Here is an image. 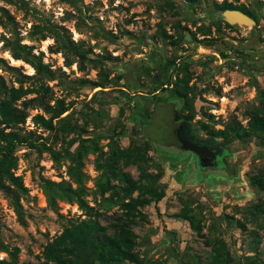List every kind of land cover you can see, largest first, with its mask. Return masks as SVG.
Wrapping results in <instances>:
<instances>
[{
  "label": "rangeland",
  "instance_id": "374dc122",
  "mask_svg": "<svg viewBox=\"0 0 264 264\" xmlns=\"http://www.w3.org/2000/svg\"><path fill=\"white\" fill-rule=\"evenodd\" d=\"M24 1L26 11L0 0V8L12 16L10 22L0 17V57L34 75L30 66L1 49L2 37L28 45L41 56L55 72L53 80L45 81L52 94L47 104L53 107L56 100L63 101L68 110L60 118L66 117L62 124L72 130L59 133L55 140L32 121L36 114L49 118L40 108L30 109L23 124L6 130L31 134L49 150L38 154L25 146L17 148L13 172L26 188L20 198L25 224L18 222L10 200L0 191V260L41 264L45 247L70 223L87 218L74 199L64 196L67 187L79 189L81 198L100 214L98 223L108 227L121 214L112 188L121 184L100 165L113 148L125 150L145 142L147 173L161 174L158 183L164 191L160 202L140 208L146 218H137L131 226L135 250L145 264H216L215 240L222 250L218 264H264V190L250 183L259 171L264 178V142L249 137L225 144L209 135L211 129L224 130L231 121L246 127L248 112L261 107L264 0ZM223 2L243 6L254 16L249 17L255 25L225 23L216 7ZM43 24L64 28L74 45L87 53L82 70L74 54H68L72 64L67 66L62 52L50 50L52 38L33 35V26ZM105 71L111 84L93 88L91 84ZM0 74L13 84L9 74ZM117 75H122L120 81ZM176 87L194 101L188 120L194 130L185 125L179 135L192 141L197 134L207 139L200 141L202 145L226 149V169L198 173L192 154L176 153L147 137L159 105L174 102L178 115H187L183 99L174 93ZM57 120L53 123L59 126ZM91 141L95 150L86 149ZM78 165L80 183L70 174ZM117 167L139 180L135 165L125 167L120 160ZM186 207L201 212L200 235L178 217Z\"/></svg>",
  "mask_w": 264,
  "mask_h": 264
},
{
  "label": "trees",
  "instance_id": "16d2710c",
  "mask_svg": "<svg viewBox=\"0 0 264 264\" xmlns=\"http://www.w3.org/2000/svg\"><path fill=\"white\" fill-rule=\"evenodd\" d=\"M9 2H13L21 10H27V3L24 0H9ZM216 7L220 11L239 10L254 19V16L246 11L243 6L238 7L223 2ZM0 17H4L8 22L12 21V16L5 8H0ZM66 33L62 27L52 28L47 24L33 26V35L40 36L42 40L48 37L54 40V45L50 47V50L56 53L62 52L67 66L72 64L68 54H74L79 58L78 66L82 70L84 68L82 61L86 59L87 53L81 49L79 44L74 45ZM1 42V49L7 51L13 60L25 63L34 71V75H26L21 72L20 68L10 65L8 61L0 57V71L9 74L12 83L17 84L16 87L13 84L8 85L0 74V191L10 200L18 222L24 225V212L20 205V198L26 193V188L23 186L21 178L13 172L17 167L15 153L19 146L33 149L38 154H41L43 150H49V147L46 143L38 142L32 138L31 134L20 135L14 130L8 132L6 130L23 124L28 116V111L38 108L49 114V118L46 119L43 115L36 114L32 117L33 123L51 132L55 140L59 133L70 132L72 129L68 125L62 124L66 121V117L60 118L68 110L63 101L56 100L53 107L47 104L52 94L45 81L53 80L55 72L49 65L43 63L40 55L33 53L32 47L6 37H2ZM106 72L101 73V79L91 84L93 88H106L111 84L107 79ZM116 79L120 81L122 75H117ZM174 93L183 99L182 109L187 112L183 119L188 121L194 114V101L185 90L176 87ZM259 93L261 107L253 108L248 112L246 127L231 121L224 130L215 131L211 129L209 135L214 138H222L225 144L231 140L249 137H254L261 143L264 142V95L262 91ZM29 94L35 96L27 99ZM20 100L21 103L18 104ZM54 119H58L57 122L61 123L62 126L60 127L61 124L56 126L53 123ZM102 127V123L96 126L97 129ZM203 127L205 128L204 125ZM147 137L149 140H153V135H147ZM209 139L214 140L213 138ZM91 142L90 145L86 146V149L93 148L92 150H95V143L94 141ZM147 148L148 144L145 142L140 143V145L132 144L125 150H119L115 147L112 155L100 165L106 175L111 176L121 184V187H112L115 190V203L119 205L121 214L108 227L98 223L97 218L100 214L95 212L94 207L89 206L81 198L82 192L79 189L72 190L69 187L63 189L64 196L69 200L74 199L87 218L70 223L61 234L56 236L45 247L44 261L41 264H145L143 258L135 250L136 235L131 226L135 225L137 218H146L140 208L152 202L157 204L164 198V191L158 183L161 174L152 177L147 173L148 160L145 155V152L148 151ZM120 160L125 167L136 166L139 171L138 181H133L127 173L117 167ZM159 169L162 170L161 167ZM78 170L79 165L70 174L77 183H80L81 174ZM250 183L264 190L262 172L259 171V174L250 177ZM105 190L103 189L101 192ZM134 192H137L136 197H132ZM178 217L187 221L192 231L198 235L201 234L203 216L200 211L194 212L186 207ZM241 227L244 226L241 225ZM213 243V260L218 264L219 258H222V250L219 249L221 244L218 240ZM16 251L14 249L11 252L12 258H15ZM0 264H4L2 260H0Z\"/></svg>",
  "mask_w": 264,
  "mask_h": 264
},
{
  "label": "flooded vegetation",
  "instance_id": "af4514ba",
  "mask_svg": "<svg viewBox=\"0 0 264 264\" xmlns=\"http://www.w3.org/2000/svg\"><path fill=\"white\" fill-rule=\"evenodd\" d=\"M158 112L155 115V121L146 129V134L153 135V140L157 142V144L163 148L169 149L176 153H190L192 154L193 159V169L199 171L198 173H207L214 172L217 170L226 169V164L224 162L225 157L228 155L226 149L221 147L219 144L216 146H204L201 144L202 138H200L197 134L194 135V139L190 141L189 139H183L180 134V128L185 125H189L188 121H185L181 116L177 113V104L174 102H167L165 104L159 105ZM191 128V127H190ZM191 130H194L191 128ZM184 134V130H182ZM181 133V134H182ZM182 134V135H183ZM167 137H173L180 139L186 143H193L199 146H204L210 150L209 154H204L202 157L195 155L193 152L188 151L186 149H179L173 146H165L164 141ZM207 141V139L203 140Z\"/></svg>",
  "mask_w": 264,
  "mask_h": 264
},
{
  "label": "water",
  "instance_id": "95a60500",
  "mask_svg": "<svg viewBox=\"0 0 264 264\" xmlns=\"http://www.w3.org/2000/svg\"><path fill=\"white\" fill-rule=\"evenodd\" d=\"M232 15L237 16L238 20L240 19L245 23H250L252 26L255 25V21L253 19H251L246 14L240 11H237V10H223L221 12V19L229 25H232L231 23L232 21H237L235 23H238V20L237 19L235 20V18H232ZM164 145L173 146L179 149H186L200 157H202L204 154H209V155L211 154L210 150L204 146L202 147V146H199L193 143H186L180 139L173 138V137L165 138Z\"/></svg>",
  "mask_w": 264,
  "mask_h": 264
},
{
  "label": "bare ground",
  "instance_id": "6f19581e",
  "mask_svg": "<svg viewBox=\"0 0 264 264\" xmlns=\"http://www.w3.org/2000/svg\"><path fill=\"white\" fill-rule=\"evenodd\" d=\"M232 18H235V20H236V19L238 20L237 16L232 15ZM235 22H237V21H232V22H231L232 25H238V26L243 25V26H248V27L251 26L250 23H245V22H243V21L240 20V19L238 20V23H235Z\"/></svg>",
  "mask_w": 264,
  "mask_h": 264
}]
</instances>
